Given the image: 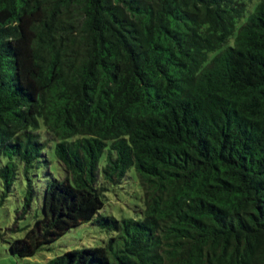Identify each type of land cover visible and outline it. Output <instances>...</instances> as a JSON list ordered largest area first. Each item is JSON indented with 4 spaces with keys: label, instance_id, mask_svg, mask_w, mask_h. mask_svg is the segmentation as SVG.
Returning <instances> with one entry per match:
<instances>
[{
    "label": "trees",
    "instance_id": "1",
    "mask_svg": "<svg viewBox=\"0 0 264 264\" xmlns=\"http://www.w3.org/2000/svg\"><path fill=\"white\" fill-rule=\"evenodd\" d=\"M132 172L141 217L101 215ZM17 186L20 259L90 223L44 264H264V0H0V209Z\"/></svg>",
    "mask_w": 264,
    "mask_h": 264
},
{
    "label": "rangeland",
    "instance_id": "2",
    "mask_svg": "<svg viewBox=\"0 0 264 264\" xmlns=\"http://www.w3.org/2000/svg\"><path fill=\"white\" fill-rule=\"evenodd\" d=\"M249 8L253 7L256 0H247ZM3 162V159H1ZM56 174L53 158L47 167L42 166L38 173L39 181L34 180L39 187L44 182L45 173ZM42 173V174H41ZM36 181V182H35ZM22 189L17 186L13 196L8 197L4 206L0 209V264H44L47 260L62 255L65 252L101 247L110 237V234L90 223L82 224L68 231L64 236L47 248L39 250L33 257L20 259L12 256L8 251V243L21 238L22 232H11V229H22L31 226L35 215L38 214V200L34 201L31 210L21 219L17 217L21 213ZM142 202L141 189L139 188L136 175L130 173L129 178L119 187L113 188L106 194L104 207L100 211L103 216H112L115 219L141 217Z\"/></svg>",
    "mask_w": 264,
    "mask_h": 264
}]
</instances>
